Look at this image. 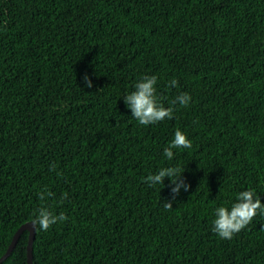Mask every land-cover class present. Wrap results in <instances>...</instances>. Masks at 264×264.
Returning <instances> with one entry per match:
<instances>
[{
    "label": "trees",
    "instance_id": "obj_1",
    "mask_svg": "<svg viewBox=\"0 0 264 264\" xmlns=\"http://www.w3.org/2000/svg\"><path fill=\"white\" fill-rule=\"evenodd\" d=\"M151 76L173 114L145 126L125 97ZM249 190L264 204V0H0V257L47 210L67 220L36 224L33 264H264V215L213 231Z\"/></svg>",
    "mask_w": 264,
    "mask_h": 264
},
{
    "label": "clouds",
    "instance_id": "obj_2",
    "mask_svg": "<svg viewBox=\"0 0 264 264\" xmlns=\"http://www.w3.org/2000/svg\"><path fill=\"white\" fill-rule=\"evenodd\" d=\"M84 80L87 87L92 86L87 74H85ZM156 82V76L144 77L143 80L135 85L136 91L125 97V104L131 108L133 117L141 125L146 126L172 118L173 109L171 107L164 108L162 104L158 103L155 88ZM170 83L171 85H176L177 81L173 79ZM190 99L191 97L187 93H181L176 98V100H178L183 106H187ZM191 147L192 142L187 139L185 134L177 130L169 148L165 149V156L171 159L173 153L170 149L172 148ZM179 173H181V170L178 167L164 169L160 171L159 175L155 176V181L162 184L163 177L168 175L172 178L173 183H175ZM148 179L151 180L152 177L149 176ZM173 191H176V189ZM254 195L256 194L252 190L239 193L237 200L243 202L234 203L231 206L230 211L224 206L215 210L216 219L213 221V231L216 232L220 238L232 239L234 234L239 233L249 225L257 214L264 215V204L261 203L258 197L253 200ZM40 198L43 199L44 196L41 194ZM164 206L166 209H170L172 204L167 203ZM58 220L63 222L67 220V217L63 213L59 216H55L47 210H42L39 212V216L33 221V223L37 224L40 230L47 231L52 225L56 224Z\"/></svg>",
    "mask_w": 264,
    "mask_h": 264
},
{
    "label": "water",
    "instance_id": "obj_3",
    "mask_svg": "<svg viewBox=\"0 0 264 264\" xmlns=\"http://www.w3.org/2000/svg\"><path fill=\"white\" fill-rule=\"evenodd\" d=\"M29 232L28 236V243L26 247V255L27 259L26 262L27 264H33V259H34V241L36 239V233H37V225L33 223V221L26 222L23 225L20 226V228L16 231L7 251L5 254L0 257V264L6 260L10 254L13 252L15 247L17 246V243L21 237V235L25 232Z\"/></svg>",
    "mask_w": 264,
    "mask_h": 264
}]
</instances>
